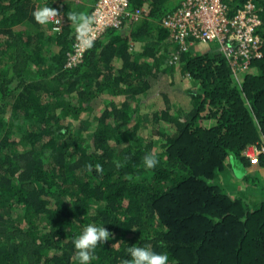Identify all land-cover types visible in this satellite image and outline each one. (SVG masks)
<instances>
[{"label": "trees", "instance_id": "1", "mask_svg": "<svg viewBox=\"0 0 264 264\" xmlns=\"http://www.w3.org/2000/svg\"><path fill=\"white\" fill-rule=\"evenodd\" d=\"M95 1L0 0V264H80L73 241L89 223L111 233L89 264H127L130 246L168 264H264V154H243L264 145V0H251L262 45L246 71L216 41L169 64L179 46L160 22L181 0H129L139 19L69 65L71 17ZM44 6L58 24L35 21ZM176 65L194 87L187 108L168 89L142 97Z\"/></svg>", "mask_w": 264, "mask_h": 264}, {"label": "built area", "instance_id": "2", "mask_svg": "<svg viewBox=\"0 0 264 264\" xmlns=\"http://www.w3.org/2000/svg\"><path fill=\"white\" fill-rule=\"evenodd\" d=\"M231 1L181 0L174 11L162 18L161 26L169 31V36L179 46L169 60L170 65L177 64L179 54L191 45H207L215 41L240 71L248 70L251 59L261 57L262 40L254 34L261 23L255 4L246 0L230 14ZM142 12L141 8L129 10V0H96L86 18L87 25L82 28L80 23L75 29L77 36L69 65L78 63L85 48L107 29L121 30L125 20H137ZM52 21L59 23L58 17ZM243 154L254 163L259 155L264 154V145L259 148L248 146Z\"/></svg>", "mask_w": 264, "mask_h": 264}, {"label": "clouds", "instance_id": "3", "mask_svg": "<svg viewBox=\"0 0 264 264\" xmlns=\"http://www.w3.org/2000/svg\"><path fill=\"white\" fill-rule=\"evenodd\" d=\"M144 11V7L141 8ZM56 8L44 6L34 11L33 16L36 22L47 24L54 17H57ZM73 22L82 21L81 27H85L88 20L83 16L75 14L71 17ZM158 163L155 155L147 154L144 157V164L148 168L154 167ZM111 238V233L104 225L89 223L83 227L79 235L74 239L73 244L76 250V256L80 264H89L94 250L98 244H105ZM131 259L127 264H168L169 257L167 253L156 252L148 246H130L128 248Z\"/></svg>", "mask_w": 264, "mask_h": 264}, {"label": "rangeland", "instance_id": "4", "mask_svg": "<svg viewBox=\"0 0 264 264\" xmlns=\"http://www.w3.org/2000/svg\"><path fill=\"white\" fill-rule=\"evenodd\" d=\"M173 1V0H172ZM206 45H198L194 48L196 51H201L204 50ZM176 65V70L174 71L173 74L169 75H164L161 76L159 79H155L152 82V87L148 91L147 95L142 96L146 99L151 98L155 94L158 93L161 89H168L170 91V95L172 96L173 101L175 102L176 105H178L179 108H187L189 106V99L188 96L186 95V92L189 90H193L194 87L190 83L189 77L185 74H181L180 70L177 69ZM171 79L174 81V83H170ZM169 83L171 84L170 86ZM145 99V101H146ZM146 104V103H145ZM235 177L238 178L239 174H241V170L238 171V169L233 170ZM231 181L234 182V179H230ZM264 184V179H261V181L257 182V187H255V192H259L261 190V186Z\"/></svg>", "mask_w": 264, "mask_h": 264}, {"label": "crops", "instance_id": "5", "mask_svg": "<svg viewBox=\"0 0 264 264\" xmlns=\"http://www.w3.org/2000/svg\"><path fill=\"white\" fill-rule=\"evenodd\" d=\"M126 29H127V27L123 28V30H126ZM131 46H132L133 51L135 52V51H139L140 50L141 44L138 43V42H132Z\"/></svg>", "mask_w": 264, "mask_h": 264}]
</instances>
